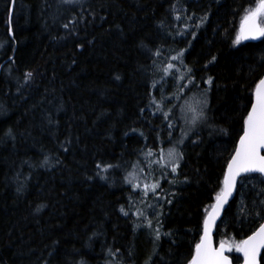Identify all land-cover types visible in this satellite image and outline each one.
<instances>
[{
	"label": "trees",
	"instance_id": "16d2710c",
	"mask_svg": "<svg viewBox=\"0 0 264 264\" xmlns=\"http://www.w3.org/2000/svg\"><path fill=\"white\" fill-rule=\"evenodd\" d=\"M11 1L0 0V264H188L264 74V36L234 43L259 0H15L10 23ZM173 53L206 120L155 193L143 159L177 146L183 127L174 106L162 112L181 87L165 75ZM133 167L144 181L128 180ZM261 189L260 174L240 178L216 243L264 221L247 215ZM154 196L161 227L136 213Z\"/></svg>",
	"mask_w": 264,
	"mask_h": 264
},
{
	"label": "snow or ice",
	"instance_id": "6c2138e0",
	"mask_svg": "<svg viewBox=\"0 0 264 264\" xmlns=\"http://www.w3.org/2000/svg\"><path fill=\"white\" fill-rule=\"evenodd\" d=\"M65 2L75 3L77 0H65ZM205 18H201V23L204 22ZM70 24L75 25L76 21L72 20L64 24L63 27L67 29ZM257 36H264V0H260V3L256 7L248 10L242 17L239 32L235 37L234 43L240 44L242 40H248ZM156 54L159 55V52ZM179 55H182V53ZM179 55L172 57V59H178ZM215 59L216 57L213 56L210 63L214 62ZM168 67L172 68L173 65L169 64ZM188 72H191V69H188ZM32 75L31 72L27 73L26 80H30ZM191 82L192 80L190 78L189 83ZM207 83L209 85L212 84L211 77H209ZM254 91L255 102L251 104V110L247 112L246 118L243 121V135L239 137V143L235 149V153L227 164L223 186L215 194V203L210 205V210L209 208L204 209L206 215L203 219V235L199 243L195 244L194 254L191 255L188 264H232V261L225 255V252H231L233 250L242 253L244 264H261V260L264 259L261 256V252L264 250V223H259V226L251 235L238 242L232 241L229 243L222 240L219 243V247L216 248L213 247L212 241V230L221 212L224 210V205L228 203L229 197L236 190L237 177H240L242 173H259L264 176V154H262V151H264V78L259 80ZM203 104L206 107L207 101L204 100ZM197 119L206 120L203 110L199 112ZM193 123L195 124L196 120H193ZM182 155V153H176L174 151L169 152V156L173 157V172L179 167L176 160L182 158ZM97 167L99 168L100 165H97ZM107 167H111V165ZM103 170L106 171L107 168ZM245 179H248V177H245ZM241 185L243 186V181ZM157 186H152L153 191ZM145 187L147 188V186ZM261 192H264V189H261ZM253 203L254 207L247 210V215H251L254 219L259 218L260 220H264V200ZM243 209L244 206L242 204L241 210L243 211ZM124 214L127 215L126 212ZM148 226H152L150 220L148 221ZM155 232L156 239L159 240L160 232L158 227L155 229ZM166 235H170V233H166Z\"/></svg>",
	"mask_w": 264,
	"mask_h": 264
},
{
	"label": "rangeland",
	"instance_id": "374dc122",
	"mask_svg": "<svg viewBox=\"0 0 264 264\" xmlns=\"http://www.w3.org/2000/svg\"><path fill=\"white\" fill-rule=\"evenodd\" d=\"M260 1H258L256 3L259 4ZM256 5L254 7H256ZM253 7V8H254ZM178 53H173L171 56L172 57H177ZM180 56V55H179ZM180 60V58H178ZM176 60V59H175ZM172 60V62H170L169 64L173 65L172 68H169L167 65V71L165 73V75H168V72L170 73L171 69H175L176 71H174L173 73L176 74L178 76V82L177 84L180 85L181 83V87L179 88L180 91L176 92L175 96H172V98L169 100V102L163 107V113L165 112L167 115L169 113H171L172 107H175V113L178 114V119L181 120L182 122V130L181 133L179 135V138L177 140V143H179L177 146L174 144H170L171 146V150L167 149V151H161L159 153H155L152 156L148 157L147 159H143L145 164L144 167L147 169L148 178H151L152 180L148 183V181L146 180V183H143L142 185L147 186V190L152 191L157 193V188L160 187V183L162 180V172L161 170L165 169V166H170L173 167V157L169 156V152H176L178 153L175 149L178 148L181 144V140L183 137L186 136V134H189L190 131L194 130L195 128L197 129L196 124H201L205 121V119H197L198 114L201 110L204 111V104L203 101L206 100L205 99V94L200 93V94H192L190 91H192V89L194 90V86L191 83H189V79L191 78L190 73H186V71H184L185 69L182 68V70H179L178 64L175 63ZM181 77H183V79H181ZM192 80V78H191ZM177 87V86H176ZM197 92H202V91H197ZM190 94L193 95V97H190ZM188 95V96H187ZM171 96V95H170ZM169 96V97H170ZM168 97V99H169ZM179 100L181 101V103L179 104L178 108H176L175 102ZM205 113V111H204ZM169 120L175 125L176 124V119L173 117V115H171V117L169 118ZM193 120H196V123H193ZM149 156V155H148ZM177 163H179V159L176 160ZM131 164V163H129ZM164 172V171H163ZM172 173H175L172 171ZM111 174V173H110ZM121 174V172L119 173ZM108 175V172H107ZM143 174L141 173L140 168L136 169V167H133V169L130 171V173L128 174V180L130 179V181H144L145 178L143 177ZM164 178V177H163ZM154 185H158L157 187H155V190L153 191V187ZM148 206L146 209H139L136 211V213H139L140 215H143L144 220H141L142 224H147L148 225V221H151L152 226L154 227L155 225H158L159 227L162 226L161 222H156L159 221L160 219V212L162 210V206L164 205L163 202H165V199H163L162 197L159 196L156 197L154 196L153 198H150L149 200H147ZM147 231H150V228H146ZM155 229H152V234H156ZM159 232H160V228H159ZM161 238V236H160ZM243 239V238H241ZM241 239H237L235 240V238L231 239V241H229L230 243L232 241H239ZM152 242L153 240H157L156 237L154 239H151ZM155 243V242H154ZM235 251V250H233ZM236 252V251H235ZM239 253V252H238Z\"/></svg>",
	"mask_w": 264,
	"mask_h": 264
},
{
	"label": "water",
	"instance_id": "95a60500",
	"mask_svg": "<svg viewBox=\"0 0 264 264\" xmlns=\"http://www.w3.org/2000/svg\"><path fill=\"white\" fill-rule=\"evenodd\" d=\"M260 37H261V36H257V37H255V38H250V39H248V40H258V39H260ZM261 78H264V75H263ZM258 82H259V81H258ZM254 102H255V91H254V96H253V101H252V103H254ZM250 110H251V107H250ZM250 110H249V111H250ZM241 135H243V132L241 133ZM241 135H240V136H241ZM240 136H239V137H240ZM238 143H239V139H238V142H237V144H236V147L238 146ZM235 149H236V148H235ZM234 153H235V150H234ZM234 153H233V155H234ZM262 154H264V151H262ZM233 155H232V156H233ZM232 156H231V157H232ZM230 159H231V158H230ZM229 161H230V160H229ZM226 171H227V166H226V170H225V172H226ZM247 174H248V173H242L241 176H243V175H247ZM241 176H240V177H241ZM240 177H237V183H238V180H239ZM237 183H236V190H237ZM236 190L233 192L232 196L229 197L228 203L224 205V210H225L226 207L228 206L230 200L234 197V195H235V193H236ZM224 210L221 212V214H220L219 218L217 219L216 224H215V226H214V228H213V230H212V241H213V247H216V248H218L219 245H216V244H215V240H216V238H215V232H216V228H217V226H218V224H219V222H220V219H221V217H222V215H223ZM262 223H264V221H263ZM251 234H252V233H250L249 235H251ZM202 235H203V234H202ZM249 235H248V236H249ZM248 236H246L245 239H246ZM262 252H263V250H262ZM262 252H261V255H262ZM225 255H227V256L229 257V259L232 261V264H235V263L233 262L232 257L229 255V252H228V251L225 252ZM241 256H242V260H241L238 264H244L242 253H241Z\"/></svg>",
	"mask_w": 264,
	"mask_h": 264
},
{
	"label": "bare ground",
	"instance_id": "6f19581e",
	"mask_svg": "<svg viewBox=\"0 0 264 264\" xmlns=\"http://www.w3.org/2000/svg\"><path fill=\"white\" fill-rule=\"evenodd\" d=\"M14 3H15V0H12V1H11V7H10V14H9V22H10V23H11V20H12V13H13V8H14ZM10 34H12V30H11V29H10ZM233 153H234V152H233ZM232 155H233V154H232ZM235 194H236V193H235ZM234 196H235V195H234ZM233 198H234V197H233ZM233 198H232V199H233ZM232 199H231V200H232ZM231 200H230V201H231ZM213 203H215V200H214ZM213 203H212V204H213ZM209 210H210V208H209ZM224 211H225V210H224ZM223 214H224V212H223ZM222 216H223V215H222ZM221 218H222V217H221ZM220 220H221V219H220ZM202 234H203V233H202ZM198 243H199V242H198ZM215 244H216V245H219V243H216V241H215Z\"/></svg>",
	"mask_w": 264,
	"mask_h": 264
}]
</instances>
